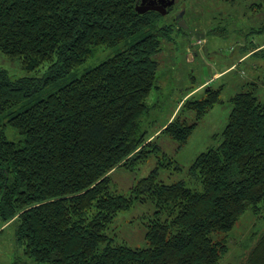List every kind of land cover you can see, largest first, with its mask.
I'll return each mask as SVG.
<instances>
[{
  "label": "trees",
  "instance_id": "trees-1",
  "mask_svg": "<svg viewBox=\"0 0 264 264\" xmlns=\"http://www.w3.org/2000/svg\"><path fill=\"white\" fill-rule=\"evenodd\" d=\"M138 3L0 0V52L21 58L27 71L50 62L40 77L12 78L0 67V219L13 224L25 258L15 264H217L227 245L214 235L230 232L246 212L261 216L264 100L252 83L231 97L221 142L194 158L188 180L165 183L152 171L128 195L112 189L114 168L143 160L152 147L159 151L139 133L140 118L157 78L159 35L174 25L161 24L156 10L138 12ZM122 43L59 82L97 47ZM220 92L206 86L202 97L189 95L160 133L184 143ZM185 110H195L190 123ZM193 178L197 187L189 185ZM147 199L155 206L147 245L114 240L108 230L117 212ZM243 264H264V231Z\"/></svg>",
  "mask_w": 264,
  "mask_h": 264
},
{
  "label": "rangeland",
  "instance_id": "rangeland-1",
  "mask_svg": "<svg viewBox=\"0 0 264 264\" xmlns=\"http://www.w3.org/2000/svg\"><path fill=\"white\" fill-rule=\"evenodd\" d=\"M259 2L175 0L169 12L161 16V24L172 23L174 27L159 35L161 47L155 54L157 78L147 98L148 110L141 116L139 127V133L151 136L159 151L152 147L143 160L114 168L110 173L112 189L128 195L131 188L152 171H155L158 181L165 183L188 180V169L194 158L221 142V133L232 109L231 97L252 83L259 99L264 100V8ZM182 11L185 28L175 21L176 15ZM125 45L97 47L94 55L70 70L59 82L80 76ZM253 47H257V51L249 52ZM49 65L50 62L45 61L38 68L27 71L21 58L8 57L0 52V67L7 70L12 78L40 77ZM206 86H221L220 101L201 116L186 141L178 144L160 133L183 100L189 95L202 97ZM53 88L55 86L45 89L36 98L45 97ZM181 115L190 123L195 119V110H185ZM6 131L9 138L14 136L11 128H6ZM193 179L189 185L197 187V179L196 182ZM154 210L150 199L134 201L128 209L117 212L109 234L114 240L131 247L146 246V223ZM260 214L246 212L230 232L214 235L215 240L227 245L217 264H243L258 235L264 231V208ZM0 230V264L24 260L21 248L15 244L13 224H2L0 219Z\"/></svg>",
  "mask_w": 264,
  "mask_h": 264
},
{
  "label": "water",
  "instance_id": "water-1",
  "mask_svg": "<svg viewBox=\"0 0 264 264\" xmlns=\"http://www.w3.org/2000/svg\"><path fill=\"white\" fill-rule=\"evenodd\" d=\"M158 4H155L157 3ZM175 0H151L150 2L152 3H145V0H140V3H138L135 6V9L140 12L143 13L147 10H156L158 12H160L161 14L165 15L167 13V7L171 4L174 3ZM182 12H180L179 14L176 15V19H177V24L179 26H181L182 28L187 27L184 19L182 18ZM202 36V34H200Z\"/></svg>",
  "mask_w": 264,
  "mask_h": 264
},
{
  "label": "flooded vegetation",
  "instance_id": "flooded-vegetation-1",
  "mask_svg": "<svg viewBox=\"0 0 264 264\" xmlns=\"http://www.w3.org/2000/svg\"><path fill=\"white\" fill-rule=\"evenodd\" d=\"M151 0H145V3L147 4V3H152V2H150ZM155 4H158V1H157V3H155Z\"/></svg>",
  "mask_w": 264,
  "mask_h": 264
}]
</instances>
